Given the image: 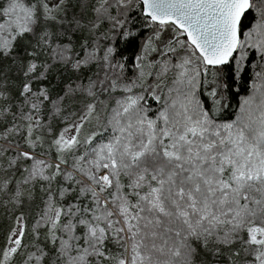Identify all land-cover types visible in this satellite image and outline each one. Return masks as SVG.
Segmentation results:
<instances>
[{
    "label": "snow or ice",
    "instance_id": "snow-or-ice-1",
    "mask_svg": "<svg viewBox=\"0 0 264 264\" xmlns=\"http://www.w3.org/2000/svg\"><path fill=\"white\" fill-rule=\"evenodd\" d=\"M0 264H264V0H0Z\"/></svg>",
    "mask_w": 264,
    "mask_h": 264
}]
</instances>
